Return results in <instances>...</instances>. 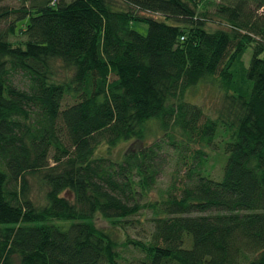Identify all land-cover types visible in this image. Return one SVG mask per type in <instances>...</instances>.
Instances as JSON below:
<instances>
[{
	"label": "trees",
	"instance_id": "trees-1",
	"mask_svg": "<svg viewBox=\"0 0 264 264\" xmlns=\"http://www.w3.org/2000/svg\"><path fill=\"white\" fill-rule=\"evenodd\" d=\"M19 1L0 6V264H264V0ZM171 150L185 183L149 201Z\"/></svg>",
	"mask_w": 264,
	"mask_h": 264
},
{
	"label": "rangeland",
	"instance_id": "rangeland-1",
	"mask_svg": "<svg viewBox=\"0 0 264 264\" xmlns=\"http://www.w3.org/2000/svg\"><path fill=\"white\" fill-rule=\"evenodd\" d=\"M217 1V0H214ZM2 5H7L11 8H19L20 7V1L19 0H0V6ZM210 10L214 11V5L210 4L209 5ZM134 29L141 33L142 35H147L148 33V26L145 24H140L136 23L134 25ZM252 59V50L248 49V51L245 54V62L247 65H249L250 61ZM189 99L192 102H195L199 104L200 106L203 107V109L206 111V113L215 115V112L217 111V108L221 105V93L218 91V89L214 86H211L209 84H201L199 85L196 89L193 91L189 92L188 94ZM150 129L151 133L154 134V136H159L160 133L158 132V127L155 123L150 124ZM156 134V135H155ZM150 134L149 138L145 140L146 143H151L155 140V137L151 136ZM139 143H123L119 147L113 149L112 154L114 156H120L123 152L126 150L130 149L131 147H139ZM105 153L104 148L100 149V153ZM174 154V153H173ZM213 158L210 162V169L213 168L212 175L216 178H219L222 175V163H223V155L220 153H213ZM168 159L166 162V166L159 177L158 183L155 186V189L150 193L148 200L153 201L157 200L161 197V195L164 194L166 190L171 185V182L174 180V178H177L176 181H181V184H179L180 187L184 185V180H185V166L182 164H177V154L172 155V150L171 152L167 154ZM181 168V173L180 174H175V177L173 176V173L176 168ZM180 183V182H179ZM33 193L39 194L36 195L37 197L42 194V192L37 189V186H33ZM152 219H153V214L149 210H144L139 216H136L133 218L135 225H133V228L128 230L126 235L134 240H140V239H148L151 231H152ZM94 223L96 224L97 227L102 228V229H108L110 230V224L105 221L102 217L97 216L94 220ZM117 233V239L121 243V247L123 246L122 244L125 241V235L117 230H115ZM124 251V255L128 258L129 261L130 259H133V257L138 258L141 260L142 255L139 254L138 252L134 251L132 246L128 247L125 249V247L121 248ZM139 260V261H140Z\"/></svg>",
	"mask_w": 264,
	"mask_h": 264
}]
</instances>
